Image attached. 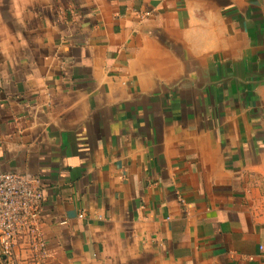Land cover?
I'll list each match as a JSON object with an SVG mask.
<instances>
[{"label":"crops","instance_id":"1","mask_svg":"<svg viewBox=\"0 0 264 264\" xmlns=\"http://www.w3.org/2000/svg\"><path fill=\"white\" fill-rule=\"evenodd\" d=\"M191 0H0V172L42 181L44 264H264V158L82 124L194 30ZM4 264H32L22 239Z\"/></svg>","mask_w":264,"mask_h":264},{"label":"water","instance_id":"2","mask_svg":"<svg viewBox=\"0 0 264 264\" xmlns=\"http://www.w3.org/2000/svg\"><path fill=\"white\" fill-rule=\"evenodd\" d=\"M191 1L199 25L165 35L117 97L95 94L82 124L102 116L125 136H188L222 157L264 158V0Z\"/></svg>","mask_w":264,"mask_h":264},{"label":"built area","instance_id":"3","mask_svg":"<svg viewBox=\"0 0 264 264\" xmlns=\"http://www.w3.org/2000/svg\"><path fill=\"white\" fill-rule=\"evenodd\" d=\"M44 192L38 175L0 172V254L12 258L20 238L32 264H44L49 246L41 227ZM0 264H4L0 259Z\"/></svg>","mask_w":264,"mask_h":264}]
</instances>
